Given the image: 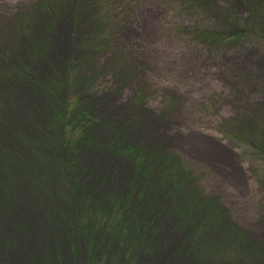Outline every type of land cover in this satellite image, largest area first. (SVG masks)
Here are the masks:
<instances>
[{
  "label": "rangeland",
  "instance_id": "1",
  "mask_svg": "<svg viewBox=\"0 0 264 264\" xmlns=\"http://www.w3.org/2000/svg\"><path fill=\"white\" fill-rule=\"evenodd\" d=\"M0 264H264V0H0Z\"/></svg>",
  "mask_w": 264,
  "mask_h": 264
},
{
  "label": "trees",
  "instance_id": "2",
  "mask_svg": "<svg viewBox=\"0 0 264 264\" xmlns=\"http://www.w3.org/2000/svg\"><path fill=\"white\" fill-rule=\"evenodd\" d=\"M189 2H191L192 4L195 5H201L202 7H204L206 9V7L209 5V1L210 0H188ZM203 35L209 39H212L214 41H220L225 43L226 41L228 42H232L239 40L240 38L242 39L243 37V33L239 30L235 31V32H225V31H216V30H204L202 31ZM249 137V136H248ZM242 138V137H241ZM244 140L246 138H243ZM245 141H249V140H245Z\"/></svg>",
  "mask_w": 264,
  "mask_h": 264
},
{
  "label": "bare ground",
  "instance_id": "3",
  "mask_svg": "<svg viewBox=\"0 0 264 264\" xmlns=\"http://www.w3.org/2000/svg\"><path fill=\"white\" fill-rule=\"evenodd\" d=\"M69 254V253H68ZM69 256H70V254H69Z\"/></svg>",
  "mask_w": 264,
  "mask_h": 264
}]
</instances>
